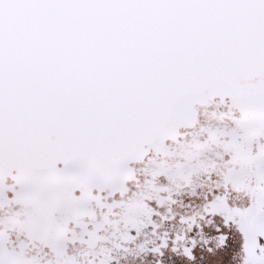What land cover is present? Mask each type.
<instances>
[{
  "label": "snow or ice",
  "instance_id": "snow-or-ice-1",
  "mask_svg": "<svg viewBox=\"0 0 264 264\" xmlns=\"http://www.w3.org/2000/svg\"><path fill=\"white\" fill-rule=\"evenodd\" d=\"M0 264H264V0H0Z\"/></svg>",
  "mask_w": 264,
  "mask_h": 264
}]
</instances>
